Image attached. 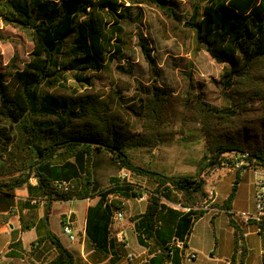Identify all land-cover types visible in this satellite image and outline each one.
Here are the masks:
<instances>
[{"label": "trees", "instance_id": "16d2710c", "mask_svg": "<svg viewBox=\"0 0 264 264\" xmlns=\"http://www.w3.org/2000/svg\"><path fill=\"white\" fill-rule=\"evenodd\" d=\"M141 5L157 11L165 38H191L194 55L205 50L224 65L218 83L230 105L207 101L191 70L184 72L180 90L160 85L157 77L150 83L136 80L129 101L123 95L129 83L107 94L92 89L94 79L110 74L113 60L123 59L132 48L125 23H135L133 9ZM0 18L28 31L33 41L28 60L16 47L0 67V194L12 196L27 186L29 211L20 215L21 230L38 224L43 229L29 250L21 240L10 244L9 264H74L73 253L50 228L52 204L97 196L88 208L85 229L106 257L115 212L125 211L128 200L145 191L150 192L146 211L131 217L138 241L151 254L142 264H167L173 256L180 264L184 249L175 242L186 247L195 222L206 213L195 209L208 197L205 177L245 153L247 168L264 167V0H0ZM137 34L157 74L149 38L142 31ZM70 75L77 85H66ZM134 119L141 123L139 130L133 129ZM176 134L187 143H203L205 167L195 175L164 174L137 163L128 151L156 149ZM102 151L122 168L154 179L155 187L149 190L115 176L96 188L92 157ZM241 172L237 170L220 207L234 227L231 264H245L247 256L244 231L230 211ZM163 198L189 210L171 207ZM0 217L4 222L9 218ZM45 243L53 252L42 251Z\"/></svg>", "mask_w": 264, "mask_h": 264}, {"label": "rangeland", "instance_id": "374dc122", "mask_svg": "<svg viewBox=\"0 0 264 264\" xmlns=\"http://www.w3.org/2000/svg\"><path fill=\"white\" fill-rule=\"evenodd\" d=\"M133 17L136 18L135 23H125L126 31L132 33V48L125 51V57L123 59L113 60L110 64V74L97 76L94 79L93 90L107 94L110 89L116 88L118 84L123 86L129 83L131 84V88L125 90L123 93L125 95V101H129L135 93L136 80L150 83L157 77L160 85L180 90L184 82V72L191 70L197 90L204 92V98L207 101L219 106L231 104V100L222 96L218 83L223 71V64L216 62L205 50H201L197 55H194L191 38H188L185 42L178 41L175 36L165 38L157 18V11L154 8L147 5L136 6L133 9ZM138 31H142L149 38L150 46L153 50L152 55L156 62L155 68L158 72L157 74L151 71V65L146 60L138 44ZM0 36H2V38L0 37V67H4L10 61L16 47L20 49L23 60H28L29 52L33 48L32 37L28 31L5 24L0 18ZM120 65L126 69H131L132 72H124L119 68ZM74 84L76 82L70 75L66 85L71 87ZM140 124L138 119H134L133 129L139 130ZM128 151L137 163L150 166L167 175H195L205 167L203 161V143H187L180 134L174 135L171 140L156 149L132 148ZM92 164L94 177L97 179L95 181L96 188L109 183L112 177H120L124 172L129 174V180L133 181L136 177L140 178V176H137V173L122 168L113 162L107 151L95 152L92 157ZM244 171L246 172V176H243L239 181V187L233 201L234 210L238 214L253 211L252 181L254 172L250 168ZM219 174V183L214 186V189L217 192L218 200L224 202L232 191V186L237 179V175L234 171H229L228 167L223 168ZM147 186L150 185L147 184ZM153 188L147 187L146 189L151 190ZM76 203H55L54 210H56L53 213L51 222L57 232L62 233L60 223L62 214L58 209L62 208L63 205L75 207L77 205ZM144 206H146V202L142 204V207ZM221 212L218 224L220 223L219 227L221 226L223 228L224 225L222 222L226 219L229 220V217L225 211ZM214 222L215 219L212 218V214H207L203 220L195 225L192 234L193 239L191 238L194 242L202 246L201 258L205 261L204 264H218V259L214 258V256H217L220 254V251L226 248L225 241H223V230L215 229L213 227ZM129 232L130 234H127V236H129L130 245L133 247L135 244H138L136 234L132 229ZM35 236L34 231L26 233L25 242L28 243ZM64 239L66 241L68 240L66 235H64ZM259 250V248H256L252 252V257H255V260L259 256ZM76 264H79L78 260ZM195 264H198V262Z\"/></svg>", "mask_w": 264, "mask_h": 264}, {"label": "crops", "instance_id": "0c3cea01", "mask_svg": "<svg viewBox=\"0 0 264 264\" xmlns=\"http://www.w3.org/2000/svg\"><path fill=\"white\" fill-rule=\"evenodd\" d=\"M223 168H225V166L213 169L208 175V177H206L207 192L209 193L210 191H214L216 193V198L214 202L215 210L206 211V213L195 222L190 237L188 239L187 246L181 252L182 258L180 264H195L197 262L198 264H204L205 261L201 258V253L203 251L202 246L192 240L193 239L192 234L195 229V225H197L201 220H203L205 216L209 213H211L212 218L215 219V222L213 223V227L215 229L217 228L218 230H223V234H224L223 241H225V245H226L225 250L220 251L219 252L220 254L214 256V258L218 259L217 261L218 264H231V257L234 252V227L231 224V220H230L231 217L229 216L228 212L225 209L220 208L221 206H223V204L227 199L224 202H220L217 198V192L214 189V186H216V184L219 183V179H220L219 172L223 170ZM195 170L197 171V169ZM228 170L234 171L235 174L237 172L235 169H232L230 167H228ZM93 176H94V170H93ZM137 176H140V178L136 177L135 180L133 181L131 180V181L136 182L146 188L155 187L156 182L154 181V179H151L144 175H137ZM243 176H246V172L244 170H242V172L240 173L239 181ZM94 179L95 181L97 180L95 177ZM255 181H256V177L254 175L252 181L253 211L246 213L255 212V198H254ZM30 182L32 185H36L37 179L32 178ZM146 183L149 184L150 186H147ZM107 184L103 186H106ZM238 187H239V183H238ZM28 197H29V189L27 186H22L15 189L14 194L12 196H4L0 194V215L4 214L9 216L6 222L2 221L0 217V264H9L10 257L7 256L8 255L7 253L10 250V244L12 242L16 240H21L22 247L26 250H29L31 247V242L38 237L40 232H43V229L40 227V224L26 231L21 230L20 215L21 213H27L29 211V208L27 207V203H26ZM98 198L99 197L97 196L95 198H88L82 200L79 199H73L68 201L56 200L52 204V212L50 214V228L55 234L59 236L62 243L73 253L75 258L74 264H76L77 260L79 264H142L143 262H146L151 257V254L149 253V247L143 246L138 241V236L135 229V221H133L131 217L134 216L138 217L139 215H142L146 211L147 202H146V206L142 207V204L144 202H140L136 198H132L128 200V208L125 211H122L124 213V217L122 219H118L113 222L112 230H111V239L113 244L110 247V250L105 257L100 251L95 249L92 242L88 238L85 229L88 208L90 205L95 204L98 201ZM163 201L167 205L174 207L176 209H181L184 211L189 210V208H183L180 206L179 203L173 200L163 198ZM58 202L59 203L77 202L76 203L77 205L75 207L74 206L68 207L66 205H63L62 208L58 209L62 214L60 218L62 233L57 232V230L53 228L51 222L53 213L56 210V209L54 210L55 203ZM43 204L44 203H42L38 208L40 217H42L43 215ZM234 208L235 207L233 206V202H232L230 211L232 213L238 214L236 210H234ZM221 211H225V213L229 217V220L226 219L224 222H222L224 225L223 228L221 226H220L221 228L219 227L220 223L218 224L219 218L221 217L220 215L222 213ZM233 219L244 231L245 245L247 248V256L245 258V264H264V224H259L257 221H251L249 224L246 225L243 223L240 217H233ZM64 222L69 223L70 227L72 228L73 234L75 236L73 240H71L70 237L64 233L63 231ZM131 229L136 234L137 243H138L135 244V246L133 247H131L128 239L129 236H127V234H130L129 230ZM31 231H34L36 236L31 238V240H29V242L26 243L25 235L26 233ZM64 235L67 236L68 239L67 241L64 239ZM256 248H259L260 250H259V256H257L255 260V257L254 258L252 257V252ZM47 250L53 252V247L49 243H45L42 246V251L46 252ZM192 251L197 253L198 257L193 261H186L185 254ZM240 251L241 250H239V252ZM130 255H132V258L130 257ZM174 258L175 256H173V258L167 264H175Z\"/></svg>", "mask_w": 264, "mask_h": 264}, {"label": "built area", "instance_id": "2783aa9c", "mask_svg": "<svg viewBox=\"0 0 264 264\" xmlns=\"http://www.w3.org/2000/svg\"><path fill=\"white\" fill-rule=\"evenodd\" d=\"M248 154L245 153L239 158L234 160V163H225V167H230L232 169H235L236 171L238 169L246 170L247 165H249V161L247 159ZM253 170L254 175L256 177L255 181V192H254V198H255V212L254 213H240V214H235L233 213L234 216L240 217V219L243 221L244 224H249L251 221H264V167H254L250 168ZM121 179L124 180H129V174L127 172H124L120 175ZM206 178V177H205ZM131 181V180H129ZM65 185H68V183H64ZM150 192L145 191L143 194L138 195L136 199L140 202H147L149 198ZM216 198V193L214 191H210L208 193V197L205 201L202 203L198 204L195 206V209L197 210H205V211H210V210H215L214 208V202ZM124 217V213L119 210L115 212L113 216V221L122 219ZM63 231L65 234H67L71 240L75 238L72 228L70 227L69 223L64 222L63 223ZM175 245L179 249H184V242L183 241H176ZM132 258V255H130ZM198 257V254L195 252H188L185 254V260L186 261H193Z\"/></svg>", "mask_w": 264, "mask_h": 264}]
</instances>
